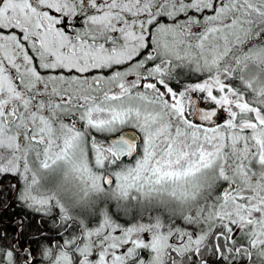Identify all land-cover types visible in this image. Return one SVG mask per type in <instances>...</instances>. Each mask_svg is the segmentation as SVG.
I'll list each match as a JSON object with an SVG mask.
<instances>
[{
  "label": "snow or ice",
  "instance_id": "6c2138e0",
  "mask_svg": "<svg viewBox=\"0 0 264 264\" xmlns=\"http://www.w3.org/2000/svg\"><path fill=\"white\" fill-rule=\"evenodd\" d=\"M0 264H264V0H0Z\"/></svg>",
  "mask_w": 264,
  "mask_h": 264
}]
</instances>
